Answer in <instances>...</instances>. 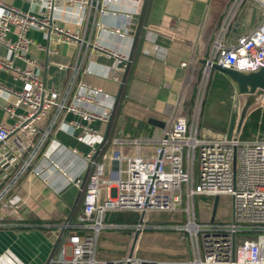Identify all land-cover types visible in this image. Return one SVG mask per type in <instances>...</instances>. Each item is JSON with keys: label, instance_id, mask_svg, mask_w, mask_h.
<instances>
[{"label": "built area", "instance_id": "1", "mask_svg": "<svg viewBox=\"0 0 264 264\" xmlns=\"http://www.w3.org/2000/svg\"><path fill=\"white\" fill-rule=\"evenodd\" d=\"M111 1L101 0V12L108 11L107 4ZM52 7L51 0H47L45 8L33 14L0 1V46L6 49L5 55L0 54V70L21 82L20 88H14L0 81V92L14 97L13 106L27 108L25 113L18 114L14 124L0 122L2 149H11L18 159L7 181L0 183V202L32 168L56 128L70 132L86 147L85 151L76 146L70 148L72 153L84 158L90 171L83 188L81 210L75 222L64 224L71 231L62 238L49 264H264V138L241 139L232 135L228 138L226 133L222 138L199 137L202 93L198 88L189 118L179 106L167 136L161 135L153 142L151 153L143 151L151 143L147 136L113 137L110 148L96 158L102 134L92 122L106 123L113 106L89 110L68 102L85 54L71 67L69 82L61 91L45 85L34 69L36 60L29 53L33 41L28 30L32 27L49 29V38L56 41L89 45L88 40L52 21ZM145 30L150 31V26ZM112 31L120 33L118 28ZM211 35L204 55L207 61L244 73L264 67V0H230ZM93 47L101 54L112 56L116 69H124L127 54L100 45ZM15 58L25 66L15 64ZM180 66L185 67L186 62ZM201 70L199 81L202 82L210 74V64L202 65ZM112 78L119 82L115 74ZM79 82L86 92L74 95L78 101L93 102L103 93L98 87ZM7 109L13 111L11 106ZM64 112H71L79 119L63 121ZM10 138L12 143L7 145ZM124 148L134 151L128 154ZM80 182L75 184L79 187ZM195 195L217 196L212 220L209 213L197 219ZM112 211L141 213V220L107 221L106 214ZM148 211H177L184 215L183 220L150 223L144 217ZM110 229L129 231L130 235L148 229L173 230L180 239L189 241L192 256L150 259L136 255L133 245L123 257H99L98 239L104 230ZM238 234L242 237L238 238Z\"/></svg>", "mask_w": 264, "mask_h": 264}, {"label": "crops", "instance_id": "2", "mask_svg": "<svg viewBox=\"0 0 264 264\" xmlns=\"http://www.w3.org/2000/svg\"><path fill=\"white\" fill-rule=\"evenodd\" d=\"M0 1L15 6L21 11L38 14L45 8L47 0ZM89 1L88 4H69L64 0H54L50 10L52 21L88 40L87 47L80 42L74 44L67 41H56L49 38L47 28L42 30L32 27L28 30V35L33 41L29 53L36 60L34 69L42 78L46 58L49 63L65 68L64 78H58L50 86L59 88L61 91L69 82L71 67L77 59L82 57V54H85L77 82L71 89L68 102L89 110H101L107 105H112L114 108L119 82L114 80L112 75H114L117 63L112 56L99 53L93 46H104L128 56L132 42L130 32L133 30L131 20L139 14L143 0H113L107 4V12H101V0ZM229 1L210 0L209 2L208 13L201 33L200 51L203 56L212 37L211 30L222 16ZM204 2L205 0H146L140 27L141 39L134 55L132 54L133 59L130 61L122 86V88L125 86L127 94V98L121 106L123 120L120 122L118 134L114 137L129 139L147 136L151 143L143 148V151L146 153L153 151V142H156L163 131L161 128L151 125L147 120L149 117L166 119L165 116H169L171 113L185 69L180 66V63L187 62L191 48L162 34L151 30L147 31L145 27L157 26L183 38L191 39L195 33ZM114 28H118L120 33H114L112 31ZM0 54H6V49L2 46H0ZM14 63L25 66L24 62L17 58L14 59ZM201 69L202 64L194 62L190 70L180 103L182 113L185 115H187L189 106H192L188 112L189 115L191 114L194 104V98L187 97L186 92L190 82H197L198 77H201ZM216 72L213 70L212 74H219ZM0 81L14 88L21 87L19 80L1 70ZM79 81L98 87L103 93L99 94L93 102L78 101L74 95L86 92L79 86ZM13 102L12 95L0 92V122L8 126L16 122L18 114L27 111L24 105L13 106ZM10 106L13 109L12 112L7 109ZM126 117H131L134 120H146L149 133L139 136L129 135L124 130ZM62 118L63 121L79 119L71 112H64ZM92 125L103 136L106 123L94 121ZM11 143V138L6 141L7 145H11ZM72 146H76L82 151L86 150L83 144L76 141L73 134L56 128L32 168L20 177L4 200L0 202V264H49V259L54 255L56 248L53 249V244L61 228L65 223H73V221L70 222V217L80 196L68 221L65 220L79 188L75 182L81 181L88 168L82 156L71 152ZM123 151L129 154L134 149L124 148ZM115 165L116 162L113 163V166ZM9 176L10 174L3 178L0 177V183L7 181ZM81 207L82 200L77 214ZM116 231L104 230L100 237L114 235ZM126 232L129 231L121 233L127 234ZM100 243L102 240L99 241ZM105 245L114 247L108 243ZM99 257L104 258V256Z\"/></svg>", "mask_w": 264, "mask_h": 264}, {"label": "rangeland", "instance_id": "3", "mask_svg": "<svg viewBox=\"0 0 264 264\" xmlns=\"http://www.w3.org/2000/svg\"><path fill=\"white\" fill-rule=\"evenodd\" d=\"M211 78L212 79L210 81V79L208 80V77L206 79L204 77L202 82L198 80L196 84L194 81L190 82L186 92V96L190 97L193 87L195 86V91L199 88L200 93H202V102L198 114L199 123L197 129L198 136L207 139L222 138L225 135V132L221 131L223 127L220 123H217V120L221 117V115H223V117L225 116L226 118H224L228 120V126L233 108V99L235 96L238 97L236 116L241 105V98L239 97L236 86L228 78L220 73H214ZM261 105H264V103L259 106ZM225 129H227V127ZM194 168L197 170V157L195 159ZM212 202L213 197L211 196H194L193 204L198 220L205 218L208 213H211ZM122 214L127 218L133 216L136 220H138L141 215V213H135L132 211H125ZM183 215L184 214L182 212L177 211H148L144 217L145 220L150 223H168L180 218L183 220ZM146 232L147 234H144ZM126 233L127 234H123L116 231L114 235L109 234L101 236L100 240H102V243L99 244L100 240H98V256L123 257L128 254L133 242V233L131 235L130 232ZM116 234H118V236H116ZM239 237H242V235L238 234V238ZM249 238L250 237L247 239ZM105 243L111 244L114 247H106ZM67 250H69L68 247ZM133 250L136 255L150 259L175 260L179 258H189L192 256L189 241L187 239H180L176 231L169 229H148L147 231L138 234L134 242Z\"/></svg>", "mask_w": 264, "mask_h": 264}, {"label": "water", "instance_id": "4", "mask_svg": "<svg viewBox=\"0 0 264 264\" xmlns=\"http://www.w3.org/2000/svg\"><path fill=\"white\" fill-rule=\"evenodd\" d=\"M145 2H146V0H143V4H142V7H141L139 14L136 17L132 18V20H131V22H132L131 27L133 30L130 32V34H132V42H131V46H130V50H129V54H128V58H127L125 67L123 70L116 69L114 72V74L119 79V87H118V91H117L116 96H115V103L118 101V99L120 97L121 89H122L123 83L125 81V78H126V75H127L128 69H129L130 61L132 59L134 44H135L136 38L138 36V32L140 30V27L142 25V16H143V10H144V6H145ZM209 2H210V0H205V2H204V7H203V10L201 12L200 18L197 22L195 33L191 39L183 38V37H181V36H179L173 32L161 29L157 26H150L151 31L162 34L164 36H167V37L172 38L174 40H177L179 42H182L191 48L190 54H189V57L187 59L186 66L184 69L183 78H182V81H181V84H180V87H179V90L177 93V97H176V100L174 102V106L172 108L171 113L169 114V116L166 119L149 117L147 120L151 125L157 126L163 130V134H162L163 137L167 136L169 129H170V126H171V123H172L174 117L176 116V114L178 112V108H179L180 103H181V99H182L184 89H185V86H186V83H187V80H188V77L190 74V70H191L194 62H198L202 65L207 64V63L210 64L211 69L223 74L225 77H227L236 86L239 97L241 98V105L238 109V114L236 116L238 97L235 96L233 99V108L231 111L227 131H226V137L229 138L231 135L234 138L238 137L240 134V131L242 129L243 123L246 119V116L249 114V112L252 109L258 107L260 104L264 103V67H261L257 71L244 73V72H240V71H237L235 69H232V68L224 67L219 63H215V62L211 63V62L207 61V59L201 54V51H200L201 33H202V29H203V26H204V23L206 20V16L208 13ZM53 4H54V0H51V5L53 6ZM48 35H49V29H48ZM65 73H66L65 69L60 68L56 64H51L48 62L47 58L45 59V63L43 66V81L47 87H50L52 83H55L58 78H60V79L64 78ZM111 117L112 116H110L109 120L106 122V129H105V132L102 136V141L100 143V146L103 143V141L106 139L107 131H108L110 121H111ZM2 143L3 142L0 141V177L3 178L13 170V167L17 163L18 159L11 149H9V148L2 149ZM87 173H88V168L84 172V174L81 178L80 186L76 192L72 207H71L69 214L65 220L66 222L68 221V218L70 217V214H71V212H72V210H73V208H74V206L78 200V197L80 196V194L82 192L83 185L86 181ZM217 199H218L217 196H215L213 198L212 208H211V213H210V219L211 220L214 218V215L216 213ZM139 220H141V217L139 218ZM63 231H64V227L61 228V230L58 234V237L53 244V249L59 243ZM137 236H138V233L135 232L133 234V242H132L131 249L134 245V242H135ZM131 249H130V251H131Z\"/></svg>", "mask_w": 264, "mask_h": 264}, {"label": "trees", "instance_id": "5", "mask_svg": "<svg viewBox=\"0 0 264 264\" xmlns=\"http://www.w3.org/2000/svg\"><path fill=\"white\" fill-rule=\"evenodd\" d=\"M140 36H141V29L138 32V36H137L135 44H134L133 55H134L136 48H137V45L139 44V41L141 39ZM133 55H132V57H133ZM212 73H213V70L211 71L209 78H208V80L210 79V81L212 79L211 77L213 76ZM198 79H199V77H198ZM195 84H196V82H195ZM195 94H196V91H195V86H194L192 93H191V96H190L191 99L194 98ZM126 95L127 94L125 92V86H124L122 88L120 97H119L118 101L115 103V106L113 108L112 117H111L110 125H109L108 131H107L106 139L101 144L100 150L96 154V158H99L101 153L108 149V147L111 145L112 138L116 134H118V128L121 124L120 122L123 120V115L121 113V106H122L123 101L127 98ZM190 105H192V104H190ZM191 107L192 106H189L187 109L188 118H189L188 112H190ZM224 117H223V115H221V117L218 118V120H217V123H220L221 126L223 127V129L221 130L223 132H225V130H226L225 128L227 127V121H228L227 119H225L226 117L225 118ZM198 123H199V121H198ZM124 126H125L124 130H126L129 133V135H132V136H136V135L139 136L140 134H143V133H149L148 132V122L146 120H136V119L134 120L131 117H126V122L124 123ZM239 136L241 139L264 138V105L258 106L249 112V114L246 116V119L243 123V126H242V129L240 131ZM89 171L90 170H88L87 176L89 174ZM84 186H85V183L83 185V188H84ZM83 188H82V192L80 194L79 200L77 202L76 208L74 209L73 214L70 217V222H72V221L74 222L75 215L79 211V205L81 204V200H82V196H83ZM124 212L125 211L108 212L106 214L105 219L107 221L117 222V223L137 221L135 219V217H133V216H131L129 218H127L126 216L124 217V215L122 214ZM70 231H71L70 228H64L61 239H60L59 243L57 244L56 248L54 249V253L58 250V247L62 241V238H64V236L67 235Z\"/></svg>", "mask_w": 264, "mask_h": 264}]
</instances>
